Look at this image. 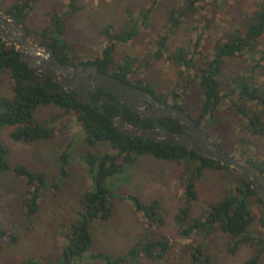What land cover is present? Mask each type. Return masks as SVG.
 I'll use <instances>...</instances> for the list:
<instances>
[{
  "label": "trees",
  "instance_id": "obj_1",
  "mask_svg": "<svg viewBox=\"0 0 264 264\" xmlns=\"http://www.w3.org/2000/svg\"><path fill=\"white\" fill-rule=\"evenodd\" d=\"M81 0H68L64 6L66 11L59 8L49 12L48 25L41 30H32L29 25V14L34 10L39 0H16L9 8L3 9L0 0V10L14 18L20 25L28 29L34 41L43 47L53 48L58 61L63 65L79 67L82 65H95L105 73L111 74L125 83L142 89L158 101L184 110L198 123L210 136L213 143L227 153L233 155V150L227 144L220 143L221 129L224 125L219 113L228 102L231 113L241 123L242 130L247 134L264 135V84L257 83L255 73L264 67V0H260L258 9L245 20L244 30L233 26L221 39L215 42L213 55L202 51L204 33L197 35V39L186 47H177L170 55L178 70L180 82L168 94H161L154 86L139 76L137 64L140 59L125 56L116 58V52L121 45L139 36L144 28L149 26L152 8L142 11L135 16L131 8L125 11V23L120 30L113 25H107L101 31L106 45L100 55L91 61L81 60L69 41L68 20L82 10ZM208 0H182L180 7L172 6L167 12V24L170 31L180 29L188 20L195 17ZM236 24V23H233ZM197 31L198 27H193ZM262 45L260 57L257 59L258 47ZM167 36L161 37L157 42V51L151 58L160 60L167 51ZM249 54L256 65L250 69V75L226 76L225 70L229 61ZM150 58V59H151ZM145 60V59H144ZM148 66H151L148 65ZM194 72V76L189 71ZM11 83L12 97L7 98L0 92V128L11 127V137L14 141L23 143H36L39 141H53L57 129L52 126L58 118L48 123H40L36 119V112L41 106L54 105L64 111V115L74 113L82 128L84 142L87 147L106 144L110 151L102 155H95L88 150L83 151L82 159L95 175V190L86 193L81 199L82 211L77 213L79 221L69 225L65 233V243L62 248L60 264H75L87 259V253L94 246V237L91 225L95 220H109L112 216V192L107 186L108 180L121 175L130 165H135L145 157L155 160L176 163L183 167L180 178L185 183L186 205L180 209L175 217L182 236L202 234L208 240L214 233L220 231L228 235L235 253L240 245L246 244L254 247V255L248 264H260L264 256V237L262 232L251 231L254 223L252 203L255 200L264 210V202L253 191L248 175L219 161L200 155L194 150L185 147L172 146L160 142L146 140L141 137H130L121 133L109 116L117 118L119 109L110 105L104 106L105 114L79 102L72 94L67 92L51 93L44 89L40 76L31 67L22 61L15 45L7 44L0 38V86L4 76ZM46 86L59 89L60 86L50 76L47 77ZM192 87L198 89L200 100L196 115L190 108L189 96ZM112 97V96H111ZM96 101V97H94ZM173 104H169L168 101ZM125 121L133 126H142L154 129V122L148 118L142 119L130 110L125 112ZM160 123L175 134H183L182 124L173 118H161ZM234 148H246L249 143L244 138L234 141ZM243 151V150H241ZM9 149L0 144V173L12 172L24 179L31 187L24 205L28 207L27 216L33 218L39 200L46 186V176L34 173L24 166H12L7 157ZM247 151L241 154V162L252 165L264 173V160L259 161L247 156ZM234 156V155H233ZM68 149L60 155L62 164L67 163ZM235 157V156H234ZM229 171L236 173L229 183L225 196L217 202H209L206 210L200 217L191 218V203L198 199L196 182L208 171ZM135 210L141 212L148 228L163 226L165 221L161 215L160 203L156 200L143 202L137 196L129 197ZM264 229V218L261 220ZM0 237L8 239L11 244L17 238L7 236L0 232ZM140 247L133 248L119 256H109L104 253L92 254L90 260L101 261L105 264H128L138 262L144 255L148 261H161L167 256L171 245L165 238L143 240ZM192 264H212L211 257L204 253L203 246L193 248L191 253ZM23 264H37L35 261H26ZM39 264V263H38Z\"/></svg>",
  "mask_w": 264,
  "mask_h": 264
},
{
  "label": "rangeland",
  "instance_id": "obj_2",
  "mask_svg": "<svg viewBox=\"0 0 264 264\" xmlns=\"http://www.w3.org/2000/svg\"><path fill=\"white\" fill-rule=\"evenodd\" d=\"M1 1L4 10L16 2ZM259 2L260 0H208L195 17L180 29L170 31L167 12L172 6L180 7L182 0H81L82 10L67 22L69 41L81 60L91 61L100 55L106 45L105 38L100 34L104 27L113 25L116 30H120L125 23L127 8H131L135 16L152 8L149 26L139 36L121 45L116 58L119 60L131 56L140 59L137 64L139 76L150 82L158 93L168 94L177 89L175 87L180 82L179 69L170 58L175 49L187 48L200 32L204 33L202 51L213 55L215 42L226 32H230L233 26L237 25L244 30L245 20L258 9ZM67 3L68 0H39L29 14L30 28L41 30L47 26V14L58 8L62 12L66 11L64 6ZM196 26L198 30L193 31L192 28ZM164 36H167L168 50L162 59L154 60L151 57L157 51V42ZM262 49L263 46L260 45L257 59ZM255 65L253 58L244 54L229 61L225 73L227 77L250 75V69ZM189 74L194 76L193 70ZM254 75L257 83L264 84V67ZM0 92L7 98L13 95L6 75ZM199 100L198 89L192 87L189 107L194 115L199 107ZM168 103L173 104L170 100ZM59 115L63 116L52 123L57 129L53 141L17 142L11 137V127L0 128V144L10 151L8 162L12 166H24L34 173L44 174L47 186L42 192L35 215L29 218L24 201L31 199L28 196L32 191L31 187L12 172L0 173V232L17 238L11 244L8 239L0 237V264H23L27 260L37 264H60L64 235L69 225L79 221L77 213L82 211L81 199L84 194L95 190V175L82 159L83 151L102 155L110 149L106 144L87 147L74 113L64 115V111L54 105L41 106L36 112V119L40 123H48ZM219 117L224 123L220 143L227 144L238 159H241L243 151H247L244 158L248 156L264 160V135L245 133L237 117L231 113L228 102L223 106ZM239 138L248 141V150L234 148V141ZM66 149L67 163L62 164L60 155ZM182 170L183 167L176 163L145 157L135 165L128 166L123 174L110 178L107 186L112 192V216L109 220L98 219L92 223L94 246L87 253V259L75 264H105L88 257L99 253L119 256L140 247L139 243L143 240L147 242L160 238L167 239L171 245L165 259L148 261L141 255L138 262L128 264H192V250L199 246H203L204 253L211 257L212 264H248L254 255V247L242 244L235 253H231L232 241L220 231L208 240H204L202 234L182 236L175 218L186 205L185 183L180 178ZM236 176V173L229 171L205 172L196 182L198 199L191 203V218L200 217L209 202L220 201L225 196L230 181ZM130 196H137L145 203L158 201L165 224L149 229L144 215L135 210ZM252 210L255 220L251 231L259 230L264 237L261 225L264 218L263 207L254 200ZM260 264H264V256Z\"/></svg>",
  "mask_w": 264,
  "mask_h": 264
},
{
  "label": "water",
  "instance_id": "obj_3",
  "mask_svg": "<svg viewBox=\"0 0 264 264\" xmlns=\"http://www.w3.org/2000/svg\"><path fill=\"white\" fill-rule=\"evenodd\" d=\"M0 38L7 44L17 47L22 61L41 77L42 87L47 91L51 93H69L70 89L75 90L80 93V96H75L79 102L106 116L108 114L97 108L98 104L93 101L89 92L102 89L115 95L117 98L115 101L110 100L108 97H105V99L120 108L118 120L109 117L121 133L130 137H141L172 146L185 147L206 158L219 161L227 167L240 171L248 175L253 191L264 202V173L252 165L239 161L232 154L227 153L213 143L209 134L184 110L158 101L150 93L133 87L111 74L101 72L95 65L74 67L61 64L53 48L38 45L31 37L28 29L20 25L14 18L6 15L2 10H0ZM43 72H46V75H43ZM48 76L58 83L61 88H48L46 86ZM151 104H153V107ZM126 108L137 115L154 119L156 129L128 124L124 117ZM161 118H173L179 121L183 126L184 133L175 134L171 132L160 123Z\"/></svg>",
  "mask_w": 264,
  "mask_h": 264
},
{
  "label": "flooded vegetation",
  "instance_id": "obj_4",
  "mask_svg": "<svg viewBox=\"0 0 264 264\" xmlns=\"http://www.w3.org/2000/svg\"><path fill=\"white\" fill-rule=\"evenodd\" d=\"M43 75H46V72H43ZM40 78H41V77H40ZM57 84H58V83H57ZM59 86H60V85H59ZM60 88H61V86H60ZM63 88H64V89H68L67 87H63ZM69 94H72L74 97H75V96H80V93H78V92L75 91V90H71V89H70ZM85 94L88 95L87 93H85ZM89 94L91 95L93 101H94L95 103L98 104L97 108L100 109V110H103V107H104V106L109 107L110 105H112V106L116 107L115 105L109 103L107 99H105V97H108L110 100L115 101L117 98H116V96L113 95V94L107 93V92L103 91L102 89H97V90H95V91H90ZM111 96H112V97H111ZM94 97H96V101L94 100ZM151 106L153 107V104H151ZM116 108H118V107H116ZM118 109H119V113H120V108H118ZM126 110H129V109L126 108V109H125V112H126ZM103 111H104V110H103ZM130 111H131V110H130ZM125 112H124V117H125ZM139 116H140L142 119H146V118H147V117H144V116H141V115H139ZM119 117H120V114H119V116H118L117 118H115V119L118 120ZM148 119H149V118H148ZM150 120H152V121L154 122V125H155V128H154V129H156V121H155L154 119H150ZM114 124H115V123H114ZM115 126H116V125H115Z\"/></svg>",
  "mask_w": 264,
  "mask_h": 264
}]
</instances>
